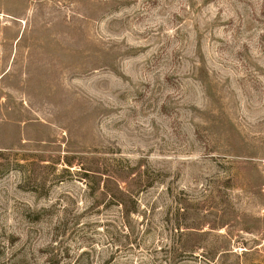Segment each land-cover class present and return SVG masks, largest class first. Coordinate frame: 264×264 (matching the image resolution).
<instances>
[{
	"label": "rangeland",
	"instance_id": "1",
	"mask_svg": "<svg viewBox=\"0 0 264 264\" xmlns=\"http://www.w3.org/2000/svg\"><path fill=\"white\" fill-rule=\"evenodd\" d=\"M0 264H264V0H0Z\"/></svg>",
	"mask_w": 264,
	"mask_h": 264
}]
</instances>
